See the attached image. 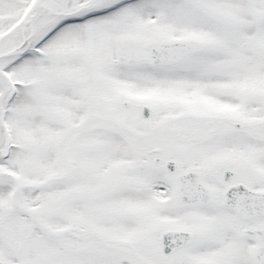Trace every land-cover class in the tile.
<instances>
[{"label":"snow or ice","instance_id":"1","mask_svg":"<svg viewBox=\"0 0 264 264\" xmlns=\"http://www.w3.org/2000/svg\"><path fill=\"white\" fill-rule=\"evenodd\" d=\"M0 264H264V0H0Z\"/></svg>","mask_w":264,"mask_h":264}]
</instances>
